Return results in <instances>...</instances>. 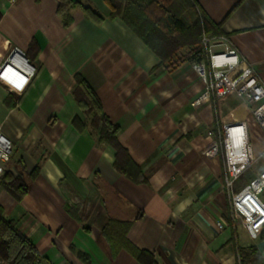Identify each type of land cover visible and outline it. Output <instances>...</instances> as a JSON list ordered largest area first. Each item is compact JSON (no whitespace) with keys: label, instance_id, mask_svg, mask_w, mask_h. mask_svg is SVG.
I'll return each mask as SVG.
<instances>
[{"label":"crops","instance_id":"0c3cea01","mask_svg":"<svg viewBox=\"0 0 264 264\" xmlns=\"http://www.w3.org/2000/svg\"><path fill=\"white\" fill-rule=\"evenodd\" d=\"M71 1L64 26L56 0H0V65L17 47L36 68L26 81L0 66L1 131L13 114L16 123L4 134L13 144L7 171L23 169L28 185L19 201L0 185V206L34 245L37 264H87L77 251L88 264H143L127 243L155 264H264V230L250 237L241 219L230 220L222 154H203L208 130L246 120L264 163V133L246 105L232 93L202 98L186 49L160 65L103 0ZM193 1L264 82V0ZM82 6L103 19L86 17ZM76 73L118 126L143 182L114 167L113 149L91 128L72 126L83 118L71 94ZM260 171L249 168L243 183Z\"/></svg>","mask_w":264,"mask_h":264},{"label":"trees","instance_id":"16d2710c","mask_svg":"<svg viewBox=\"0 0 264 264\" xmlns=\"http://www.w3.org/2000/svg\"><path fill=\"white\" fill-rule=\"evenodd\" d=\"M103 1L109 9V17H119L159 58L160 65L167 62L181 48L187 51L184 58L193 60L199 51L203 35L208 38L222 35L219 25L213 23L193 0ZM56 2L57 14L62 18L63 25L67 26L71 22L70 9L77 5V2ZM82 10L86 17L94 19L97 23L103 19L90 7L82 6ZM71 94L83 116H74L71 120L72 126L79 131L87 126L91 128L97 134L98 143L113 149L114 167L131 180L143 182L140 168L117 140L118 126L103 112L98 96L79 73L74 75ZM36 171L37 168H34L29 175L34 176ZM23 173V169L19 170V175L5 171L0 177L1 187L17 201L23 197L28 187ZM127 249L139 262L155 264L149 252L139 250L128 243ZM77 256L83 262L89 263L87 254L77 251ZM0 257L8 264H33L37 257L34 245L16 227L15 222L5 218L1 206Z\"/></svg>","mask_w":264,"mask_h":264},{"label":"built area","instance_id":"2783aa9c","mask_svg":"<svg viewBox=\"0 0 264 264\" xmlns=\"http://www.w3.org/2000/svg\"><path fill=\"white\" fill-rule=\"evenodd\" d=\"M0 66H7L27 81L35 73L24 53L14 47ZM193 71L204 83L202 98L220 99L230 93L246 105V111L264 133V82L252 65L241 56L223 35L202 36L196 58L191 61ZM247 115V116H248ZM247 118V117H246ZM206 157L222 154L224 161L222 185L228 193L230 220L241 219L250 237L264 230V169L245 183L237 185L243 174L256 161L247 132V121H226L208 130ZM13 153L12 142L4 136L0 123V177L8 170ZM264 154V151H263ZM223 228L222 222H217ZM38 255L33 264L38 263ZM0 264H8L0 257Z\"/></svg>","mask_w":264,"mask_h":264},{"label":"rangeland","instance_id":"374dc122","mask_svg":"<svg viewBox=\"0 0 264 264\" xmlns=\"http://www.w3.org/2000/svg\"><path fill=\"white\" fill-rule=\"evenodd\" d=\"M1 108L2 107H0V116L2 117L4 114V110H2ZM14 115L15 114L11 115L8 119H4V121L2 122V133L3 134H6L8 129H10V128L14 129V126L16 125V123H13L14 122V120H13ZM256 159H258L257 163H255V164L253 163L252 166L250 167V169L252 168L253 172L260 171L264 167L263 159L259 158L258 156L256 157ZM7 167H9V163L7 164ZM13 175H17V174L14 173ZM241 183H243V178L240 179V181L238 182L237 185H240Z\"/></svg>","mask_w":264,"mask_h":264}]
</instances>
